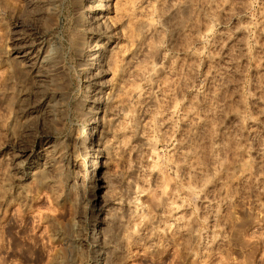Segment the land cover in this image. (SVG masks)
Listing matches in <instances>:
<instances>
[{"label":"rangeland","instance_id":"rangeland-1","mask_svg":"<svg viewBox=\"0 0 264 264\" xmlns=\"http://www.w3.org/2000/svg\"><path fill=\"white\" fill-rule=\"evenodd\" d=\"M53 1L0 0V264H264V0Z\"/></svg>","mask_w":264,"mask_h":264},{"label":"bare ground","instance_id":"bare-ground-1","mask_svg":"<svg viewBox=\"0 0 264 264\" xmlns=\"http://www.w3.org/2000/svg\"><path fill=\"white\" fill-rule=\"evenodd\" d=\"M107 1L108 0H86L85 1L86 4H84V2H81L80 7L81 8L86 7L87 13H89L88 19L85 20V18H84L81 22V26L83 28H86L90 32L95 31V33H97L98 35H103L108 31L107 25L104 22L105 21L104 17L106 16V8L109 7ZM58 4H59L58 0L53 1L52 5H53L55 10L58 8ZM92 4H94L95 6H93ZM93 7H98L100 10H97L94 12V10H92ZM99 39H100V37H97V38L95 37L92 40V42H94V44H95L94 46L97 47L96 52H94L95 54L87 56V60H86V64H85L84 68L79 71V75H80L79 77L82 78L84 88L87 87V90H88L86 95H85V98H91V105L88 107V109H89L88 115L90 116V115H92V113H94L93 117H92V119L94 121V123H93L94 127H92L91 130L89 132H87L88 133L87 137L89 138V140L93 136V131L95 129L96 124L98 123L97 122L98 121L97 111L95 110L96 109L95 107L97 106V108H98L99 104H101V100L103 102H108V98H109L106 95H101L100 89L96 92H93V90H92L93 83L91 82V80H92V76H91L92 68H90L89 70H86V69H88V65H91V67L94 68L95 66H99V65H108V63L110 62L111 57L107 53L106 48L104 47V45L106 43L100 44ZM53 41L56 44L55 39H53ZM84 47L86 49H88L90 46L87 43H85ZM99 58H100V60L96 61ZM88 115H87V117H88ZM82 126H83V123H82ZM90 144H91V142H90ZM92 165L94 168L97 167V160H95ZM95 185L96 184L94 183L93 184L94 189H95ZM95 251H96L97 255L100 256L101 250L97 249ZM95 251H93L91 249L90 253L92 254ZM102 252H104V251H102Z\"/></svg>","mask_w":264,"mask_h":264}]
</instances>
